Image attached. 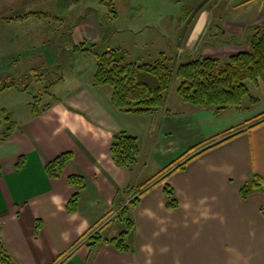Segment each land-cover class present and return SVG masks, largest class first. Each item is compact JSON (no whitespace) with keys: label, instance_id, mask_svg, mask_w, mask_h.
Masks as SVG:
<instances>
[{"label":"crops","instance_id":"obj_1","mask_svg":"<svg viewBox=\"0 0 264 264\" xmlns=\"http://www.w3.org/2000/svg\"><path fill=\"white\" fill-rule=\"evenodd\" d=\"M86 1L89 0L77 7ZM115 1L111 0L114 9L110 20L119 16ZM43 2L48 0H0V77H19L59 63L62 72V79L50 86L48 93L44 92L53 98L48 102L50 108L39 115L32 111L33 98L22 97L28 90L17 87L2 90L18 89L22 102L21 112L14 116L17 124L14 132L0 140V240L15 261L19 264H264V193L242 195L243 186L254 174L264 179V122L248 128L264 118V91L262 96L257 95L249 87L260 104L248 111L232 107L217 113L215 108L193 106L175 93L169 96L166 93L165 105L153 112L120 111L111 100V87L94 85L97 58L93 55L91 61V53L74 51V46L82 42L106 39L108 21L102 19L104 12L99 7L101 12L93 6L85 7L78 15L72 37H62L59 51L49 12L31 11L44 12L50 17L34 14L7 20L23 15L20 10ZM178 2H184L186 13H191L187 16V27L182 30L169 23L163 34L172 35L173 44L158 50L156 56L162 52L175 59L180 56L176 65L198 52L206 58L226 62L232 55L249 51L252 30L248 27L264 20V0H221L213 6L208 0ZM252 4L254 12L242 16L240 10ZM198 6L201 8L193 11ZM162 16L159 13L149 18ZM214 22L221 23L227 35L236 36V41L225 43L217 38L212 44L203 45L211 40ZM83 56L86 58L81 59ZM79 61H83L89 75H83ZM63 68L69 73L71 84L59 95L53 87L69 80ZM40 72L47 73L46 79L54 80L50 71ZM240 129L245 131L202 153L184 169L152 186L141 196L139 204L130 208L135 226L126 236L129 251H119L110 244L100 243L92 249L87 245L85 239L89 234L108 220L111 222L117 211L149 181H136L140 157L131 170L115 164L110 145L116 133L124 131L137 136L140 149L143 140L151 141L149 160L157 168L156 179L171 165L182 162L190 149L198 150ZM64 152H72V160L59 178L50 177L47 163ZM141 153L142 149L140 156ZM71 175L83 176L85 186L71 185L68 181ZM166 184L175 190L178 199L175 208L167 206ZM76 192H79L78 209L70 214L67 203ZM84 235L87 237L73 250Z\"/></svg>","mask_w":264,"mask_h":264},{"label":"trees","instance_id":"obj_2","mask_svg":"<svg viewBox=\"0 0 264 264\" xmlns=\"http://www.w3.org/2000/svg\"><path fill=\"white\" fill-rule=\"evenodd\" d=\"M84 0H69L70 6L77 5ZM107 5H113L111 0L107 2L102 0ZM110 6V7H111ZM201 7H196L193 11L199 10ZM113 11V8H110ZM40 14L37 12H29L23 15L7 18V20H20L27 18L30 15ZM211 40L205 41L203 45L212 44V40L223 39V42L228 43L236 41V36L227 35L224 26L219 22H214L211 25ZM252 33L249 37L251 49L242 51L232 55L226 62H222L219 58H206L202 53L192 55L187 61L176 65V59L167 56L165 53H160L159 57L153 61L129 62L127 54L121 48L108 47L103 50H98V45L104 44V41L99 42H82L74 46V51L92 52L97 57V69L94 74V85L97 87L110 86L111 100L113 104L123 112L127 113H148L153 112L165 105L166 93L170 88L174 77L179 79L177 88L178 94L182 99L198 107L215 108L216 112H222L232 107H240L244 98L250 96L252 102L256 99L251 95L248 83L258 85L261 83L264 87V20L261 23L249 25ZM229 36V37H228ZM225 38V39H224ZM61 64H56L52 68H38L25 75L15 77L9 76L0 83V91L9 88L17 87L21 90L29 89V81L34 78L41 80L47 78V73H41L40 70H48L54 75V80H48L45 85V93L47 89L62 79L60 71ZM43 76V77H42ZM0 79H3L0 77ZM28 81V82H27ZM52 93H50L51 95ZM42 102V95H34L31 107L35 115L41 114L42 111L50 108L51 104L47 103L44 107L39 108ZM264 122V118L253 123L248 128H252ZM5 125V127H3ZM17 124L12 119L11 115L6 110L0 111V140H5L12 135ZM245 129H240L233 132L220 140L211 144H207L196 150L194 147L184 156V160L177 164L171 165L165 170V173L160 178H152L145 183L142 189L130 199V204H125L119 209L115 215V219L119 218L126 224V229L115 237H104L101 230L105 225L97 230L92 231L88 238L85 239L89 247L94 248L98 244H110L122 252L130 250L126 241V236L134 229V221L130 215V208L139 204L140 198L152 186L167 179V177L184 169L185 166L211 148L237 136L244 132ZM139 138L127 132H118L114 135L111 145L110 154L115 164L121 168L131 170L138 162L140 157ZM73 158L72 152H64L46 165V172L52 178H59L66 165ZM22 161V160H21ZM20 166V164H19ZM71 185L83 188L85 179L81 175H71L68 178ZM264 193V179L258 174H254L243 186L242 195L247 197L254 192ZM165 194L167 206L175 208L178 206V199L174 188L166 184ZM79 192H76L67 203V211L73 214L78 209ZM264 212V209H263ZM40 223L37 222V230ZM80 241L73 247L75 250ZM87 237V236H86ZM72 250V251H73ZM72 251L68 256L72 254ZM0 264H19L7 250L5 244L0 240Z\"/></svg>","mask_w":264,"mask_h":264},{"label":"rangeland","instance_id":"obj_3","mask_svg":"<svg viewBox=\"0 0 264 264\" xmlns=\"http://www.w3.org/2000/svg\"><path fill=\"white\" fill-rule=\"evenodd\" d=\"M101 0H89L84 2L83 4L75 6H69V0H48V2H43L37 6H30L27 9L20 10V14L29 13L31 11H44L49 12L51 14L52 25L55 28V43L61 51L60 43L63 42L62 37L65 36L66 38L68 35L72 37L74 31V25L78 20V15L80 16L82 11L87 6H93L96 8L97 11L104 12V16L102 19L107 22V26L105 28V35L106 39L103 40L104 44L102 47L99 44L98 50H103L104 48L113 47V48H121L127 54V60L129 62H145V61H153L154 58H158L157 52L158 50H162L163 48H169L171 44H173V36L167 35L165 36L164 28L167 27L169 23L173 24L175 28L181 27L184 30L187 27V16L190 14L186 13L187 5L184 2H178V0H174V2H165V0H148V1H134L125 3L120 0L115 1L116 4V11L118 13V17L114 20H110V8L114 9V5H107L105 2L100 3ZM106 2L108 0H105ZM221 1V0H219ZM218 0H208L209 5L219 4ZM111 6V7H110ZM101 9V11L98 9ZM149 9L148 11L145 9ZM86 10V9H85ZM159 10V11H155ZM254 5L245 6L240 10V14L242 16H248L247 14H251L254 12ZM37 14V16H46L50 17L47 13ZM163 14L162 17H154L149 18L151 16H158V14ZM112 14V13H111ZM187 20V21H186ZM150 24L146 26V24ZM115 29L118 31L116 32ZM70 33L65 35L64 33ZM69 36V37H70ZM60 40V41H59ZM68 49V48H67ZM64 53V52H63ZM90 58L92 61V56L94 55L92 52ZM88 55V54H86ZM95 58L96 55H94ZM86 57L83 56L81 59H85ZM180 58V56H178ZM178 58L177 61H178ZM96 66V63L94 64ZM93 65V67H95ZM76 66V65H75ZM78 67L82 71L83 75H89L88 70L83 68V61H79ZM64 74L66 73V68H63ZM69 74V73H68ZM69 80L66 84H58L53 87V91L60 95L63 93L66 87L71 84L70 82V75H68ZM71 74V73H70ZM1 76V75H0ZM18 77V76H16ZM43 77V76H42ZM3 79H0V83L3 82L5 78L8 76H3ZM46 78V77H43ZM37 80L33 79L31 81H27L29 83V89L24 94V97H29L32 99L34 95L41 94L43 96V102L41 103L40 107H44L49 101L52 100L53 97L45 96L44 89H45V82L48 83V80ZM50 82V80H49ZM179 85V79L174 77L170 88L167 91V95H173L174 93L177 95L176 97H180L177 88ZM249 87L255 89L257 91V95H261L264 89L260 85L255 86L253 83H248ZM18 89H7L5 91L0 92V111L6 110L8 114L11 115L12 119L14 120V116H18L21 112L22 102L19 100L18 97ZM170 99H172L170 97ZM173 100V99H172ZM172 102V101H171ZM175 107H177L176 103L173 101ZM260 104V101L257 99L252 102L250 96H246L240 105L243 108V111H248L249 109L257 108ZM15 121V120H14ZM5 127V125H3ZM150 140H143L141 149L142 153L140 156V167L136 172V181L137 182H145L151 180L158 171L155 172L157 169L154 165L155 163L149 160V150H150ZM140 184V183H139ZM126 204H130V200L127 201ZM107 222L106 229L101 231L102 236L106 237H115L119 236L122 231L126 229V224L123 220L119 218L115 219V216ZM106 222V223H107Z\"/></svg>","mask_w":264,"mask_h":264}]
</instances>
